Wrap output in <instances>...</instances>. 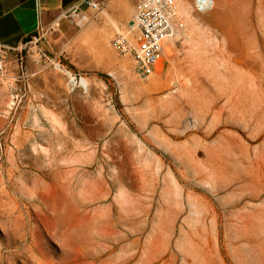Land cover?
Here are the masks:
<instances>
[{"label": "rangeland", "instance_id": "374dc122", "mask_svg": "<svg viewBox=\"0 0 264 264\" xmlns=\"http://www.w3.org/2000/svg\"><path fill=\"white\" fill-rule=\"evenodd\" d=\"M119 1L103 10L135 36ZM187 1L189 36L147 79L90 9L102 50L70 45L67 15L7 52L0 264H264V0Z\"/></svg>", "mask_w": 264, "mask_h": 264}, {"label": "built area", "instance_id": "2783aa9c", "mask_svg": "<svg viewBox=\"0 0 264 264\" xmlns=\"http://www.w3.org/2000/svg\"><path fill=\"white\" fill-rule=\"evenodd\" d=\"M109 0H81L64 18L73 14H83L84 8L100 11ZM195 9L206 12L213 8V0H194ZM135 25V40L131 41L124 32H116L111 41L112 47L119 55H128L133 60V71L141 79L149 78L156 70L159 60L163 57L166 46L174 39L182 40L189 36V26L175 0H138L132 17ZM51 29L58 30V24ZM39 30L24 42V44L37 45L44 36ZM19 49V48H18ZM17 50V49H16ZM7 49L0 48V77H5L8 59ZM45 56L41 51L39 57ZM57 65L60 67L59 63ZM61 68V67H60ZM72 79L67 81L70 91L78 88L87 89L81 79L62 67Z\"/></svg>", "mask_w": 264, "mask_h": 264}, {"label": "crops", "instance_id": "0c3cea01", "mask_svg": "<svg viewBox=\"0 0 264 264\" xmlns=\"http://www.w3.org/2000/svg\"><path fill=\"white\" fill-rule=\"evenodd\" d=\"M80 2L81 0H0V48L16 50L39 30L50 29L55 24H58L59 29L63 24L64 15ZM107 5L110 9L116 10L119 17L126 16L131 10L128 2L120 6L119 0H109ZM101 13L106 14L111 30L118 32L119 28L123 31L125 26L113 19L106 10H102ZM88 18L85 13L75 18L81 29L69 44L77 46L78 43H83L86 49L94 53L97 44L106 46L107 38L95 41L93 22L84 28Z\"/></svg>", "mask_w": 264, "mask_h": 264}, {"label": "bare ground", "instance_id": "6f19581e", "mask_svg": "<svg viewBox=\"0 0 264 264\" xmlns=\"http://www.w3.org/2000/svg\"><path fill=\"white\" fill-rule=\"evenodd\" d=\"M177 2H178L179 5H180V11H181V13L184 14L188 20L192 21L191 18L189 17V15H188V8H187V6H188V1H187V0H178ZM213 6H214V1H213ZM103 9H104V8H103ZM103 9H101L100 12H101ZM78 16L81 17L82 14H75V15L73 14V18H74V19H75L76 17H78ZM131 20H132V18H131ZM75 21H76V19H75ZM76 22H77V21H76ZM128 26H130V28L133 29V30L135 31V25H134V24H132V25H128ZM126 29H127V28H126ZM118 30H119L118 32H121V31H120L121 29L118 28ZM122 32H124L125 35H127V37H128L131 41H134V40H135L134 32H132V31H130V30H125V29H124V31H122ZM191 38H193V37H191ZM191 38H190V39H191ZM189 41H190V40H189ZM170 43H171V42H170ZM168 44H169V43H168ZM171 45H172V43H171L170 45H167L166 48H165L164 55H165L166 57L172 55V53H171V52H172V47H171ZM99 47H100V50H102V49L105 48L106 46H105V45H100V44H99ZM96 52H97V51H96ZM162 59H163V57L159 60V62H158V64H157V67H158V68H159V65H160V67H161ZM248 63H252V61H251V62H248ZM157 67H156V69H157ZM120 69H122V70L124 71L125 75H126V73H128L127 76L130 77L129 81H132V85H133L135 91H137V92H142V91H144V90H146V89L148 88L147 85H142V84H140V83H138V82H136V81L131 80L130 69H129L128 67H126V66L123 67V66H122V67H120ZM250 69H251V67H250ZM120 71H121V70H120ZM120 71H119V72H120ZM121 72H122V71H121ZM121 72H120V73H121ZM121 74H122V73H121ZM122 75H124V74H122ZM122 79H123V78H122ZM123 82H124V81H123ZM126 84H128L127 81L124 82V85H126ZM66 216H67V215H66Z\"/></svg>", "mask_w": 264, "mask_h": 264}, {"label": "water", "instance_id": "95a60500", "mask_svg": "<svg viewBox=\"0 0 264 264\" xmlns=\"http://www.w3.org/2000/svg\"><path fill=\"white\" fill-rule=\"evenodd\" d=\"M133 24V21L131 20L130 22H129V25H132Z\"/></svg>", "mask_w": 264, "mask_h": 264}]
</instances>
